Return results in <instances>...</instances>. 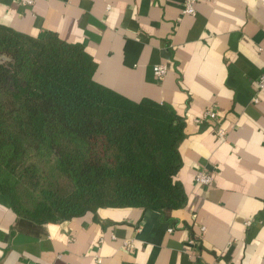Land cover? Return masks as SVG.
Returning <instances> with one entry per match:
<instances>
[{"label":"crops","instance_id":"1","mask_svg":"<svg viewBox=\"0 0 264 264\" xmlns=\"http://www.w3.org/2000/svg\"><path fill=\"white\" fill-rule=\"evenodd\" d=\"M183 9L184 0L0 2V24L83 45L98 83L184 118L174 179L187 194L170 219L101 208L46 224L20 218L0 195V264H264V0L202 1L194 16ZM209 110L218 120L198 123ZM202 171L210 185L196 182Z\"/></svg>","mask_w":264,"mask_h":264},{"label":"trees","instance_id":"2","mask_svg":"<svg viewBox=\"0 0 264 264\" xmlns=\"http://www.w3.org/2000/svg\"><path fill=\"white\" fill-rule=\"evenodd\" d=\"M96 70L81 44L0 24V195L20 218L141 208L170 219L186 205L174 179L184 118L101 85Z\"/></svg>","mask_w":264,"mask_h":264},{"label":"built area","instance_id":"3","mask_svg":"<svg viewBox=\"0 0 264 264\" xmlns=\"http://www.w3.org/2000/svg\"><path fill=\"white\" fill-rule=\"evenodd\" d=\"M37 0H20V3L25 7L33 6L36 3ZM207 1V0H184V9L183 13L186 15H196L197 9L196 5L199 2ZM153 73L158 79H163L167 73H168V67L164 64L162 65H156L153 68ZM258 89L259 91H264V73L261 75L259 82H258ZM255 102H259L258 98L254 99ZM219 117V114L214 110H209L206 113H204L203 116H201L199 119H197L198 123H202L204 121H217ZM217 136L221 139H226L228 137V132L225 128H223L222 125H220L217 129ZM196 182L201 185H210L212 183V176L207 172H199L196 175ZM247 225H250V222H247ZM205 231V228H203ZM172 231V229H170ZM130 248H132V245L129 243L127 244Z\"/></svg>","mask_w":264,"mask_h":264}]
</instances>
